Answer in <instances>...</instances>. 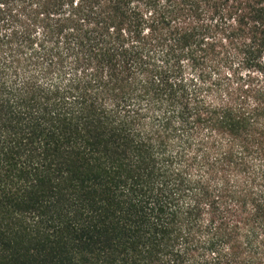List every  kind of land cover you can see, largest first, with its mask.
I'll return each mask as SVG.
<instances>
[{"label":"trees","instance_id":"16d2710c","mask_svg":"<svg viewBox=\"0 0 264 264\" xmlns=\"http://www.w3.org/2000/svg\"><path fill=\"white\" fill-rule=\"evenodd\" d=\"M0 264H264V0H0Z\"/></svg>","mask_w":264,"mask_h":264},{"label":"clouds","instance_id":"9594fccd","mask_svg":"<svg viewBox=\"0 0 264 264\" xmlns=\"http://www.w3.org/2000/svg\"><path fill=\"white\" fill-rule=\"evenodd\" d=\"M209 103H211V101H209Z\"/></svg>","mask_w":264,"mask_h":264}]
</instances>
